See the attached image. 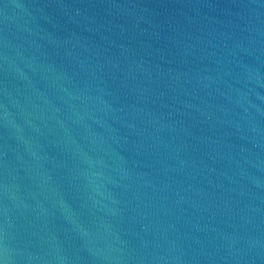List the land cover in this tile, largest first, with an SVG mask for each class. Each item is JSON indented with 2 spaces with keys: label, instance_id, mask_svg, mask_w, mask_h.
Here are the masks:
<instances>
[{
  "label": "water",
  "instance_id": "1",
  "mask_svg": "<svg viewBox=\"0 0 264 264\" xmlns=\"http://www.w3.org/2000/svg\"><path fill=\"white\" fill-rule=\"evenodd\" d=\"M3 264H264V0H0Z\"/></svg>",
  "mask_w": 264,
  "mask_h": 264
},
{
  "label": "clouds",
  "instance_id": "2",
  "mask_svg": "<svg viewBox=\"0 0 264 264\" xmlns=\"http://www.w3.org/2000/svg\"><path fill=\"white\" fill-rule=\"evenodd\" d=\"M0 264H3V261H0Z\"/></svg>",
  "mask_w": 264,
  "mask_h": 264
}]
</instances>
